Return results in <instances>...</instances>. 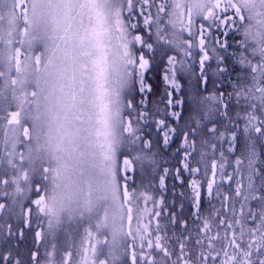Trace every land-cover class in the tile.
Masks as SVG:
<instances>
[{
    "label": "snow or ice",
    "instance_id": "1",
    "mask_svg": "<svg viewBox=\"0 0 264 264\" xmlns=\"http://www.w3.org/2000/svg\"><path fill=\"white\" fill-rule=\"evenodd\" d=\"M0 264H264V0H0Z\"/></svg>",
    "mask_w": 264,
    "mask_h": 264
},
{
    "label": "trees",
    "instance_id": "2",
    "mask_svg": "<svg viewBox=\"0 0 264 264\" xmlns=\"http://www.w3.org/2000/svg\"><path fill=\"white\" fill-rule=\"evenodd\" d=\"M163 68H156L151 73L148 74V83L152 86L153 92L148 94L146 98L147 105L151 108L154 106L156 101H158L160 95L164 91V81L162 79ZM184 85L183 90L180 94L181 98L184 101L182 109V121H187L195 112L196 109V99L199 96L206 95L207 93L203 92L201 89H198L195 86V81L189 83L187 79L181 81ZM212 85L209 84V90H211ZM139 99V97H138ZM178 143L171 144L168 148H163V146H155L152 149V152L155 153L154 163L149 161L145 165L141 166L137 162L135 165V172L130 173L133 176L134 186L139 191H147L150 195L156 196L159 200L163 198L165 203L170 207L171 210L179 213L180 203L182 202L179 197V193L183 189L179 186L177 181H174L171 176L167 177L165 180L166 190H161L159 188V175L162 174L164 168L174 169L177 165V156L174 155L175 150L178 146ZM243 137L241 136L238 141L236 152L230 157L231 160H234L236 156H239L243 151ZM227 147V145H225ZM228 171L231 172L232 168H228ZM130 185L132 181L129 182ZM175 185V187H174ZM234 187V185H233ZM175 202V203H173ZM150 208H152V203L149 202ZM188 206L186 205V208ZM163 222V221H162ZM31 237H29V242Z\"/></svg>",
    "mask_w": 264,
    "mask_h": 264
},
{
    "label": "rangeland",
    "instance_id": "3",
    "mask_svg": "<svg viewBox=\"0 0 264 264\" xmlns=\"http://www.w3.org/2000/svg\"><path fill=\"white\" fill-rule=\"evenodd\" d=\"M123 151L125 152V154L127 155H130V157H135L136 155L139 154V149L138 148H134L133 146L129 145V146H126ZM121 159H123V157H121ZM149 161L151 160H148V159H144L142 161H138L139 165L143 166L145 165L146 163H148ZM137 164V163H136ZM141 207H143V205H141ZM148 207L149 209L150 208V205L148 204ZM135 226V225H134Z\"/></svg>",
    "mask_w": 264,
    "mask_h": 264
}]
</instances>
